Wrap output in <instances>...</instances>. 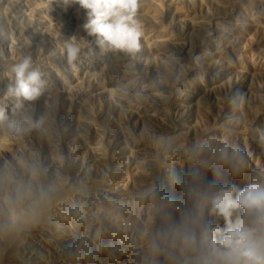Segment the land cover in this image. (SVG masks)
Returning a JSON list of instances; mask_svg holds the SVG:
<instances>
[{"label": "rangeland", "instance_id": "1", "mask_svg": "<svg viewBox=\"0 0 264 264\" xmlns=\"http://www.w3.org/2000/svg\"><path fill=\"white\" fill-rule=\"evenodd\" d=\"M137 19L143 32L139 49L134 53L110 51L112 57L109 58L106 57L108 52L99 53L95 37L89 36L81 27L85 15L79 5L73 4L65 10L63 0H0V86L3 77L8 81V87L14 84V65L29 55L47 81L45 92L28 108L34 120L44 118L42 127L19 138L0 131L2 144L14 149L28 165L36 163L50 167L51 162L47 161L45 165L33 160L19 145L29 142L43 156H48L50 150L56 153L62 147L64 159H70L82 173L95 169V155L98 158L102 156L103 162L108 160L110 167L106 170L100 166L98 176L110 186L109 189H113L109 175L116 178L118 176L113 172L119 171L114 168L120 166L125 171L132 163L130 157L126 160L129 150L125 139L133 146L136 144L134 150L137 151L138 147L143 149L144 144V148L151 145L138 117V113L147 108L139 94L144 95L141 91L151 87L153 93L162 96L153 109L157 118L162 120H158V127L155 125L158 132L162 129L158 138L161 144L172 141L171 147L165 148L168 153L161 148L159 141L160 145L157 144L152 153L158 166H170L167 167L169 172L162 170V174L174 176L172 164L163 156L167 158V154L175 151L181 158L177 150L182 149L178 146L183 144L182 139L186 140V129L181 125L184 121L196 127L202 124L203 120L196 112V99L191 97L190 90L191 87H201L199 77L204 74L211 79L208 92L203 95L204 105L208 107L206 112L202 111L209 126L216 122L219 129H236L242 132H239L241 137H248L253 125L250 110L264 113V103L261 104L264 100V0H139ZM73 37L80 43L81 52L78 59L69 64L64 45ZM191 42L195 44L194 49L196 47L194 53L200 52L201 47L199 63L193 62L191 55L186 57L185 50L191 47ZM192 56L195 57L194 54ZM182 57L190 63L184 62ZM7 90L0 94V104L12 103L6 98ZM255 91H259L260 98ZM241 110H244V119L240 116ZM229 115H234L233 121H227ZM229 123L234 126H229ZM220 133L216 131L210 140L204 139L221 144ZM225 140L237 144L234 136L225 137ZM188 142L187 145H192L191 141ZM238 145L243 149L241 143ZM259 145L251 147L253 155L258 153L254 149L259 153L264 151ZM7 151L0 152V225L10 218L7 217L11 209L7 204L8 194L16 183H26L24 180L29 176L27 171L19 170L18 161L10 150ZM94 151L97 154H93ZM259 155V164L264 165V154ZM128 170L129 177L134 178L133 170L129 167ZM41 174L46 185L49 184L51 178L45 172ZM119 175L120 180H112V183L125 185V174ZM208 179H213L210 172ZM229 180L237 185L238 182L248 185L250 176L233 179L229 175ZM162 182V189H168L177 197L180 195L174 182L172 186ZM30 183L36 189V182ZM141 185L143 189L146 187L143 181ZM119 191L123 193L121 187ZM95 200L92 198L87 208L92 207L86 209L91 214L93 225L99 226L98 222L103 221ZM102 205L112 209L107 204ZM149 210L150 204H138L132 212L147 226ZM119 213L115 212V215ZM129 217H125L127 222L135 224L134 242H131L133 238L124 236L119 239L120 243L103 245V251H108L105 254L97 253V248L81 236L83 231L80 227L84 220L80 225L62 224L61 227L68 231L67 236H59V232L53 231L56 237L38 235L33 240L21 233L8 246L5 240L10 227L0 226V264H147L141 234L145 227L140 221L131 220L133 215ZM212 222L224 227L223 218H214Z\"/></svg>", "mask_w": 264, "mask_h": 264}, {"label": "clouds", "instance_id": "2", "mask_svg": "<svg viewBox=\"0 0 264 264\" xmlns=\"http://www.w3.org/2000/svg\"><path fill=\"white\" fill-rule=\"evenodd\" d=\"M65 10L77 4L84 11L81 27L95 37L99 53L139 49L143 35L137 19L139 0H63ZM67 61L73 64L81 45L73 37L64 45ZM15 82L0 104V131L23 137L41 128L44 118L34 120L28 112L32 102L46 90L44 73L24 56L14 65ZM171 147V145H166ZM188 170L173 177L180 195L162 189L158 176L140 193L149 202L147 227L142 230L147 264H264V165L253 168L252 154L236 143L198 140L185 151ZM45 169L33 165L38 176ZM211 172L213 179H208ZM250 176L242 189L229 180ZM37 199L52 195V185L38 189L29 183L15 185L8 202L15 204L28 196ZM223 218L224 227L213 224ZM9 221L2 227L14 224Z\"/></svg>", "mask_w": 264, "mask_h": 264}, {"label": "bare ground", "instance_id": "3", "mask_svg": "<svg viewBox=\"0 0 264 264\" xmlns=\"http://www.w3.org/2000/svg\"><path fill=\"white\" fill-rule=\"evenodd\" d=\"M200 36H202V35H200ZM202 38H199V39L203 40L204 38L203 39ZM212 40H211V42H214ZM203 41L205 42V40H203ZM193 43L191 42L189 44V45H191V47H187L188 49L185 50L186 57H190V55H191V58L192 59L194 58L193 62L197 63V61H198V63H199L200 62L199 59H202V58H198L199 57L198 53H200L202 50H201V47H199L200 52H198L199 50L197 49L198 50V51H196L197 54L194 53V50L196 49V47L194 49L195 44H193ZM192 44H193V46H192ZM202 47H203V45H202ZM215 50H218V49H215ZM217 52H219V54L221 53L219 50ZM110 53L111 52H108L106 54V57H109V58L112 57V55ZM0 54H2L1 48H0ZM192 54H194L195 57L192 56ZM200 55H202V54H200ZM204 55H205V53H204ZM183 57H185V56H183ZM183 57H182V59L184 62L186 61V63H190V61L188 59L183 58ZM183 61H182V63H183ZM203 70L204 69H202V74H204ZM197 72H199V71H197ZM195 73H193V76L195 75ZM1 75H2V73H1ZM196 75H197V73H196ZM199 75H198V77H199ZM253 75H254V73H253ZM196 78H195V80H196ZM199 80L198 81L200 82L201 87L195 86V87H191V90L190 89L189 90L192 93L191 97L196 99V100H194L196 102V104H195L196 112H197V116L199 117V119L203 120L202 124H201V126L196 127V125H191V124L187 125L186 121H184V123L181 125L183 126L182 128L186 129V132H184V134L186 136V140L182 139L183 144L180 143L181 145H178L180 148L182 147V149H180L181 151L177 150V152L179 154H181V158L178 157V155H176L175 151L170 152L171 156L167 154V158L163 156V158L168 163L172 164V166H173L172 168L174 170L173 173H176L175 176H180L188 170V164H187V160L185 158V151H186V148L189 146L186 144L188 142V140L191 141L190 142L191 144H193L194 142H196L198 140L205 141L204 137H206L207 140H210L216 131H221V133H220L221 139L219 140L221 143L227 142V140H225V137L234 136V139L237 141V144L241 143V146L243 145V149L250 152L251 154L253 152V149L251 147H254V145L258 146V144H260L259 147L264 148V145H261V144H264V141H262V140H264V113H261L260 111H252V109L250 110L253 125L251 126V129H249L248 137L244 136V135H243V137H241L240 133H242V132L239 131L240 132L239 133V132H237L238 130L236 131V129H232L230 131H227L225 129H219V128H217L216 122L211 123L212 126H209L210 123L208 124V119L206 118V116L203 115L202 111L206 112L205 109L208 107L207 105H206L207 107L204 105L205 103L203 102V95L208 92L211 79L209 80V78L206 76V74H204L203 76L201 75L199 77ZM192 83H193V81L191 82V84ZM8 85H9L8 81L5 79V77H3L2 78V86H0V94L5 93V91L8 89ZM119 85L121 86V84H119ZM192 86H193V84H192ZM141 92L144 95H142L140 93L139 96L141 97L145 106L149 109L146 108V111L139 112L138 117H139L140 122H141V127H142L141 129L143 131H145V133L147 134V140H149L151 142V145L144 148V145H145L144 144L143 149H140V147H138L139 151H137V150H134V146L136 144H134V146H133V144L131 142H129L128 139H125V144L129 150V155L127 156L126 160H128L130 157L132 159V163H131V165L127 166V169H125V171L122 168H120V166H117L116 168H114V169L119 170V171L113 172V174H116L118 176L116 178H114V177L112 178V176L109 175V180L111 181V184L113 185V189H109L110 186L106 185L105 181L98 176V174H99L98 170H100V166L105 167L106 170H108L110 167L109 163L107 162L108 161L107 159H106L107 161L105 163L103 162V160L105 161V159L102 158V156H100L98 158L95 155V160H96V163L94 165L95 169L92 168L91 170L85 171V173H82L80 171V169L78 167H76L70 161V159L69 160L64 159V149L62 147L56 153L53 150H50V153L48 156H45V155L43 156L42 154L38 153V150L33 145H31L29 142H25L24 144L19 145V147L21 146V148L23 149L24 152L29 153V156L33 160L34 159L38 160V162H42L45 165H46L47 161L52 163L51 167L41 165L45 169L44 172H45L46 176L51 178L49 184L52 185V195L47 197V198H43V199H37V198H34L33 196L30 195V196L26 197L24 200L17 202L16 205L10 204L7 200L8 206L10 205V207H11V209L9 210V213H8L9 215L7 217H10V219L12 221H15L14 224L9 226L10 231L6 237V240H5L6 241L5 244L7 246L10 245L14 241V239L16 237H18L19 234H21V233H25L28 237H31L32 239L34 238L33 240H35V238L38 235H49L52 237H56L57 235H54L56 233H53V231L59 232V234H60L59 236H67L68 235L67 229L65 227L64 228L61 227V225L62 224H63V226H65L66 224L67 225H71V224L80 225L83 220H84L83 221L84 223L80 227V230L83 231L81 236L86 238L88 240V242H90L91 244H93L97 248L96 249L97 253H100V252L102 254H105V252L108 253V251H103L104 250L103 245H105V244L113 246V244L115 242L120 243L119 239H123L122 237H124V236H126V238H133L134 237L135 231H136V229L134 228L135 224H130L129 222H127L125 217L127 219H130L129 216L133 215V217H131V220L134 219L135 221L136 220L140 221L133 214V212H134L133 207H136L138 204H149V202L142 200L140 198V193L153 182V179L156 176H158L160 183H161V181H163L164 183H167L169 186H172V184H173L172 179L174 177L170 173H167V174L163 173L162 174V170L165 172L166 171L169 172V170H167V167H170V166L165 165V164L163 165V168L160 167L161 165L158 166L159 163L158 164L156 163L157 161H155V156L152 153L156 149V145L159 144V142L161 144V141L159 140L158 136L160 135L159 132L162 129L158 132L156 130L157 128L155 129V127L157 126V123L159 121H162V120H159V118H157L158 116L155 115V111H153V109L155 108L154 104H156L157 101L161 100L160 97L162 98V96H160V94L153 93L154 89H152L151 87H146ZM257 94H258L257 95V97H258L259 91ZM262 94H264V93H262ZM262 94L260 93V95H262ZM179 95H182V94L180 93ZM259 98H260V96H259ZM157 99H159V100H157ZM262 101H264V100H262ZM262 101H261V104L264 103ZM150 104H153V105H150ZM241 112L242 113L240 116L242 118L243 117L245 118L246 117L245 115L242 116L244 110H241ZM232 116H234V115L227 116V119H228L227 121H233L234 118H232ZM197 119H196V123L198 124ZM213 120H214V118H213ZM229 124H230L229 126L233 125L232 123H229ZM199 127H202V128H200L201 130L198 129ZM204 132H206L205 134H207V133L208 134L205 135ZM245 135H247V134L245 133ZM213 138H212V140L215 139V138L214 139ZM250 140H251V142H250ZM171 142L172 141H167L166 143L161 144L162 145L161 148L167 149L166 145H170ZM232 142H230V143H232ZM4 143H6V142H4ZM90 143L91 142H89V144ZM166 149H165V151H166V153H168ZM7 150H10L13 154V158L18 161L19 170H21L22 172H24V171L28 172L29 176L28 175L26 176L24 182H26V183L36 182L35 183L36 189H38V187L40 185H45V186L49 185V184L46 185V183L44 182V178L42 177V174H39L38 176H33L32 172H31V168L33 165H28L26 163L25 159L24 160L20 159L19 158L20 155L16 154V151L14 149H9V147L4 146L2 144V140L0 139V152L5 151L8 153ZM165 151L163 154H166ZM254 151H257L259 153L258 149H254ZM24 152H22V153H24ZM258 153H256V155L252 154V157H253V165L252 166H253V168L257 164H259V156H260L259 154L260 153L264 154V151L260 152L259 154ZM93 154H97V151H94ZM34 165H38V164L34 163ZM128 167L133 170L132 174H133L134 178H132V179L129 177ZM4 169L7 170L6 168H4ZM110 171H111V169H110ZM110 173L111 172H109V174ZM119 174H125V179L127 180V183L125 185L124 184H117V185H123V187L117 186L116 184L112 183L113 182L112 180H114V181L120 180L119 176H121V175H119ZM162 177H164L163 180H161ZM7 179L9 180V177H7ZM141 181L146 183V187H144V189L142 188ZM17 184H19V183H16V185ZM235 184H236V182H235ZM115 185L119 188L121 187L123 189V193H120L119 188H117ZM163 185L166 186L165 184H163ZM114 186L116 188H114ZM237 186L242 189L244 186H246V184L245 183L243 184L241 182L239 184V182H238ZM166 188H168V187L166 186ZM165 190L169 193L168 189H165ZM170 194H172V193H170ZM92 198H94V200L96 199L98 202V203H95L93 201L92 205L94 206V203H95V205L97 204V207L100 208L99 214L102 218L103 223L98 222V224H100L99 226L93 225L94 224V222L92 221L93 219H90L91 217H89V215L91 216V214L90 213L88 214V212H87V209H90L92 207L90 205V207L87 208L88 204H90V202H91L90 200H92ZM103 203L107 204V206H110L112 209H110V208L108 209L106 207H103V205H102ZM93 208H95V207H93ZM94 211H95V209H94ZM115 212H121V213H119V215L117 216V215H115ZM140 223H141V226H143L145 228L147 227L144 222L140 221ZM101 237L105 238V240L101 239ZM62 238L63 237H61V240H62ZM131 242L132 243L134 242V238H133V241H131Z\"/></svg>", "mask_w": 264, "mask_h": 264}]
</instances>
